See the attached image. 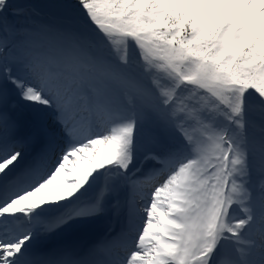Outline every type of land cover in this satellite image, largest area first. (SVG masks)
I'll list each match as a JSON object with an SVG mask.
<instances>
[{
    "label": "snow or ice",
    "instance_id": "snow-or-ice-1",
    "mask_svg": "<svg viewBox=\"0 0 264 264\" xmlns=\"http://www.w3.org/2000/svg\"><path fill=\"white\" fill-rule=\"evenodd\" d=\"M48 4L0 0V264H264V0Z\"/></svg>",
    "mask_w": 264,
    "mask_h": 264
},
{
    "label": "bare ground",
    "instance_id": "bare-ground-1",
    "mask_svg": "<svg viewBox=\"0 0 264 264\" xmlns=\"http://www.w3.org/2000/svg\"><path fill=\"white\" fill-rule=\"evenodd\" d=\"M15 3H22V2H15ZM49 6V5H48ZM36 8L38 6H35ZM42 14H50L52 9L50 7H46V8H37ZM141 191L145 190L143 186H141ZM107 215H110V213ZM115 215L112 212V217H114ZM107 218L105 220H101L98 221H94L91 220L90 217H84V218H78L76 222H73L72 224H70L69 226H66L61 232H58L57 234H54L51 236V240L53 238H55L57 235L60 238L59 234H63L66 236H71V241H88V240H94L99 238L98 236L100 234L96 233L95 231H107V228L109 227H114V228H119V220L117 222L114 223V220L112 221H106ZM105 221V222H104ZM58 240V241H59ZM69 240V239H68ZM61 241H63L61 239Z\"/></svg>",
    "mask_w": 264,
    "mask_h": 264
},
{
    "label": "rangeland",
    "instance_id": "rangeland-1",
    "mask_svg": "<svg viewBox=\"0 0 264 264\" xmlns=\"http://www.w3.org/2000/svg\"><path fill=\"white\" fill-rule=\"evenodd\" d=\"M14 2H24V0H14ZM30 3L33 5V6H38L37 8H46V7H49L48 5V0H30ZM43 15H46V14H43ZM145 189V188H144ZM107 213L110 215H107ZM112 210L109 209L106 213H101L97 216H92L90 217L91 220H94V221H100L101 220H105L107 218L108 221H112L114 220V223L118 221V218L116 216L112 217ZM81 218H84V217H81ZM106 220V221H107ZM105 222V221H104ZM74 224V223H73ZM110 228V227H109ZM108 230V228H107ZM97 233H99L100 231H95ZM106 231H102L100 234H104ZM60 237H66V238H71V236H66V235H63V234H59ZM80 242V241H78ZM83 243V241H81Z\"/></svg>",
    "mask_w": 264,
    "mask_h": 264
}]
</instances>
